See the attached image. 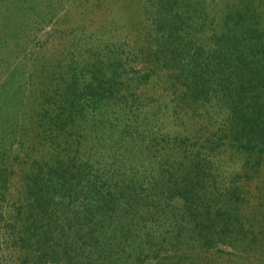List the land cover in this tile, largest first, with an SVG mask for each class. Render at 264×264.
I'll return each mask as SVG.
<instances>
[{"label": "rangeland", "instance_id": "rangeland-1", "mask_svg": "<svg viewBox=\"0 0 264 264\" xmlns=\"http://www.w3.org/2000/svg\"><path fill=\"white\" fill-rule=\"evenodd\" d=\"M262 45L264 0H0V264H264Z\"/></svg>", "mask_w": 264, "mask_h": 264}, {"label": "trees", "instance_id": "trees-1", "mask_svg": "<svg viewBox=\"0 0 264 264\" xmlns=\"http://www.w3.org/2000/svg\"><path fill=\"white\" fill-rule=\"evenodd\" d=\"M249 35H251V38L255 40L260 38L259 36H255L254 33L251 31L249 32ZM257 52L261 54L262 57H264V46L262 45L259 51ZM260 84L261 81L259 82V87L261 88ZM230 108L232 118L230 120V124L232 125L233 123V125L228 128L227 133L224 132L223 138L226 137L231 148L234 149L237 154L244 155L246 161L253 159V156H255V154L258 156L259 160L261 156H264V112L262 110L257 111L256 108L246 112V110L241 109V107L240 110L237 112V105H235V102L234 105H231ZM248 112L250 116L248 115ZM209 164L210 163H208L207 161L196 157V160L189 168H186L185 172L177 171L172 177L169 178L170 180L179 182V184L175 187L182 186L186 188L190 185L192 181H194L195 184H199L201 181V176L210 173L212 167ZM62 183L63 181L55 183L56 191H54L59 195H61L60 192H62L61 189H63ZM190 194L191 193H189L186 189H183L181 192H178V197L183 200V202L185 203L184 205H186V203L190 201ZM35 202H37L36 198ZM94 203L97 204H91L94 209H96V206L107 208L109 205L104 201H100V204L97 202ZM38 206L39 205H37V207Z\"/></svg>", "mask_w": 264, "mask_h": 264}]
</instances>
